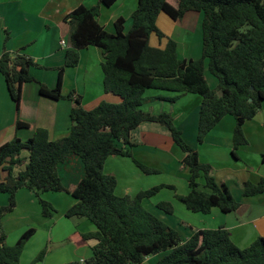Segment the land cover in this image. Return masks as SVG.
Masks as SVG:
<instances>
[{
	"label": "trees",
	"instance_id": "16d2710c",
	"mask_svg": "<svg viewBox=\"0 0 264 264\" xmlns=\"http://www.w3.org/2000/svg\"><path fill=\"white\" fill-rule=\"evenodd\" d=\"M117 1L99 0L100 5L90 8L79 6L65 18L71 25L70 48L64 67L58 69L54 89L30 74L32 67H40L33 58L8 51L0 57V73L17 112L23 86L32 82L40 85V93L45 97L75 101L70 115L72 125L65 138L51 141L48 130L38 128L26 141L16 136L0 146V174L5 175L0 182V194L9 195L8 205L0 207V264H19L36 231L30 228L15 245L6 244L3 219L15 209L16 195L22 188L30 189L38 197L46 217H53L57 211L42 198V193L66 192L77 200L66 217L84 218L97 227L94 232L79 234L81 242H95L93 254L84 260L85 264H143L155 255H162L156 264H264V237L244 249L234 243L225 228L196 230L189 239H184L176 228L143 203L162 188L176 190L174 186L158 185L134 197L118 196L116 177L104 172L110 156L132 157L127 148L133 146L131 133L140 124L159 123L169 129L174 142L185 153L183 163L190 170V193L176 194V198L193 213L208 214L218 208L229 214L238 209L240 204L229 188L215 180L211 166L200 162L198 151L184 139L173 117L168 113L144 112L142 106L148 101L145 97L148 90L199 95L202 103L198 142L203 143L224 117L233 116L236 155L235 150L248 144L243 130L245 123L258 115L264 103V0H138L131 29L125 32V19L121 17L115 22V33H110L99 22L101 5L109 8ZM190 11L203 16L200 59H181L177 42L172 38H167L164 49L150 45L153 34L160 41L166 38L157 25L160 13L181 21ZM88 47L100 49L104 59V89L119 96L120 103L103 101L86 110L80 97L62 94L66 68L78 66L80 51ZM206 68L217 79L216 88L209 85ZM28 127L21 120L16 123L17 131ZM120 143L125 147H120ZM25 151L28 157L22 155ZM72 155L82 159L86 173L78 183L66 187L59 165ZM134 162L145 174L159 172L137 160ZM24 165V169L16 172ZM200 178L205 181L203 190ZM243 189L246 197L264 193V178L259 183H244ZM158 208L168 214L174 212L169 202L159 203Z\"/></svg>",
	"mask_w": 264,
	"mask_h": 264
},
{
	"label": "crops",
	"instance_id": "0c3cea01",
	"mask_svg": "<svg viewBox=\"0 0 264 264\" xmlns=\"http://www.w3.org/2000/svg\"><path fill=\"white\" fill-rule=\"evenodd\" d=\"M98 5L99 0H0V57L4 51H8L33 58L40 67H32L30 74L38 82L54 89L57 86L58 69L64 67L66 52L70 48L71 25L65 18L79 6L90 8ZM137 7L138 0H118L109 8L101 5L99 22L108 32L115 33V22L122 17L125 19V32H128L132 27V14ZM202 19L201 13L190 11L183 20L174 21L162 12L158 16L157 25L166 38L160 41L153 34L150 45L164 49L167 38H172L177 42L178 55L181 59L198 60L203 53ZM62 40H66L69 46H62ZM103 61L102 53L97 47L81 50L78 66L65 70L62 94L68 96L74 93L75 97L81 98V104L86 110L94 109L103 101L120 103L119 96L107 93L104 89ZM207 81L209 83L208 79ZM211 82L210 86L216 88L218 81ZM145 95L148 96V101L142 106V110L154 115L170 114L175 125L182 131L184 139L198 151L200 162L211 166L212 176L218 183L229 188L240 205L235 212L229 214L221 212L218 208L212 209L208 214L183 211L177 215L176 212L167 214L160 211L157 204L161 201L172 202L176 208L181 207L175 202L179 201L176 194L190 193L188 183L190 170L183 163L185 153L174 142L169 129L155 122H143L131 133L133 146L127 149L132 157L112 155L106 160L104 172L116 177L118 182L116 194L134 197L141 191L161 184L175 186L176 190H172V199L159 201L150 198L143 203L151 212L157 209L154 214L176 228L184 239H189L196 230L225 228L234 243L244 249L259 237H264V193L246 197L243 189L244 183H259L264 178V103L258 115L244 125L243 130L248 144L235 150L234 155L233 135L236 120L233 116L224 117L208 133L203 143H199L198 129L202 103L199 95L190 93L178 95L159 90H148ZM170 98L176 100L170 101ZM74 105V100H53L43 96L40 93V85L32 82L23 86L21 107L17 112L5 78L0 73V146L16 136L26 141L38 128L48 130L51 141L65 138L72 125L70 115ZM18 120L27 123L29 127L17 131ZM119 146L125 147L122 143ZM22 155L28 157L29 154L25 151ZM134 160L159 172H169L173 178L184 180L183 189L176 185L175 179L159 183L157 177H153L162 173L145 174ZM24 167L25 165L16 169V172ZM85 173L82 159L75 155L59 165V174L66 187L78 183ZM0 179L3 181L5 175L0 174ZM199 184L204 186L203 178L199 179ZM56 194L59 193H43L42 197L45 200L59 208L58 214L46 217L38 197L30 189L22 188L16 195L15 209L3 219L5 231L9 234L8 224L11 221L20 219L17 223L20 229L31 222L45 225L47 220L51 219L53 225L45 242L51 255L45 260V264L84 261L92 256V245L95 242L83 243L79 234L94 232L97 227L84 218L66 217L67 211L77 200L72 196L65 198ZM60 202L64 205L62 206ZM8 203L9 195H0V207ZM161 256L148 257L143 264H156Z\"/></svg>",
	"mask_w": 264,
	"mask_h": 264
},
{
	"label": "rangeland",
	"instance_id": "374dc122",
	"mask_svg": "<svg viewBox=\"0 0 264 264\" xmlns=\"http://www.w3.org/2000/svg\"><path fill=\"white\" fill-rule=\"evenodd\" d=\"M205 76L209 80V85L212 84V82H211L212 80H214V82L217 81L216 78L213 75H211V73L208 71V69H206ZM145 97L148 98L147 95H145ZM159 173H162V174H159ZM157 174H159V175H154L153 178L157 177L156 180L159 183H166L169 179H175L176 185L179 188H181V190L183 189L182 184H185L184 183V180H179L178 178H173L172 175L169 172H165V171L164 172H158ZM0 181H1V179H0ZM203 189L204 188L201 186V190H203ZM48 194H54V193H48ZM172 194H173L172 189L166 187V188H162L151 199L152 200L159 199V201L160 200H169V199H172ZM0 195H2V194H0ZM56 195L57 196H61L62 195V196H65V198H67V196H68L69 198H71V195L67 194L66 192H61V193L56 194ZM41 196H43V193H42ZM175 202H176L177 206H181V207H179L180 209L179 208H176L175 204H172V202H171V204L173 206V209H174V212H176L177 215L182 214L183 211H185V212H191V211H187V208L182 203H180L179 201L178 202L175 201ZM64 203H66V202H64ZM60 204L62 206L64 205L63 202H60ZM158 204H157V208H158ZM55 209H56L57 212L54 214V216L56 214H58V209L59 208H56L55 207ZM159 210L160 211H163L161 209H159ZM152 211H153V213H156L157 212V209H153ZM163 212H165V211H163ZM191 213H193V212H191ZM10 214L11 213H9V215ZM19 220L11 221L8 224L9 225L10 232H9V234H7L6 244L9 245V246L15 245L17 243V241L21 238V236L24 234V232L26 230H28L30 228H34L36 230L35 231V233H36L35 234V237L33 239H31V241L27 244V246H25L26 249H25L24 254H23V257L21 259V264H45V260L48 258V256L51 255L50 253H48L47 247L45 246V244H46L45 242H46V237L48 236V233H49V231L52 228L53 221H50L51 219H48L47 220V223L45 225H40V224H38L36 222H31V224H26L25 226H22L20 229H18L17 223L19 222ZM11 228H12V230H11ZM31 258H32V260H31Z\"/></svg>",
	"mask_w": 264,
	"mask_h": 264
},
{
	"label": "built area",
	"instance_id": "2783aa9c",
	"mask_svg": "<svg viewBox=\"0 0 264 264\" xmlns=\"http://www.w3.org/2000/svg\"><path fill=\"white\" fill-rule=\"evenodd\" d=\"M61 45L64 46V47H68L69 46V44L66 42V40H62L61 41ZM81 264H85V262L84 261H81Z\"/></svg>",
	"mask_w": 264,
	"mask_h": 264
},
{
	"label": "water",
	"instance_id": "95a60500",
	"mask_svg": "<svg viewBox=\"0 0 264 264\" xmlns=\"http://www.w3.org/2000/svg\"><path fill=\"white\" fill-rule=\"evenodd\" d=\"M253 89V88H252Z\"/></svg>",
	"mask_w": 264,
	"mask_h": 264
}]
</instances>
